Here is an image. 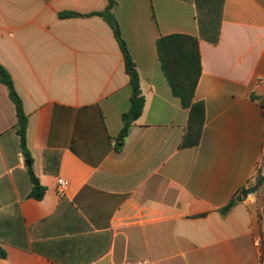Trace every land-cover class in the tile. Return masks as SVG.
Wrapping results in <instances>:
<instances>
[{"label":"crops","instance_id":"obj_1","mask_svg":"<svg viewBox=\"0 0 264 264\" xmlns=\"http://www.w3.org/2000/svg\"><path fill=\"white\" fill-rule=\"evenodd\" d=\"M115 1L145 99L120 146L132 88L114 32L98 16L61 17L102 12L108 0H0V64L45 189L30 196L16 107L0 83V264H264V183L242 194L259 164L264 175V0ZM220 6L213 43L199 12ZM173 34L200 42L195 101L206 118L190 148L189 110L157 53Z\"/></svg>","mask_w":264,"mask_h":264},{"label":"trees","instance_id":"obj_2","mask_svg":"<svg viewBox=\"0 0 264 264\" xmlns=\"http://www.w3.org/2000/svg\"><path fill=\"white\" fill-rule=\"evenodd\" d=\"M115 5V0H108L107 8L102 12L89 15L66 12L61 14V17L75 18L98 16L102 18L114 32L115 38L123 54L125 71L129 76L130 86L132 88L130 109L122 117L123 127L117 138V142L123 145L129 135L133 123L139 119L143 113L145 99L142 95L140 77L136 65L129 53L126 42L121 36L119 23L113 13ZM221 7L222 6H220V9L216 11L205 13L199 12V23L201 25V29L208 33L209 38L213 41V43H216L219 37V30L222 21ZM205 26H207V28ZM157 53L162 71L171 88L173 96L180 100L184 109L189 110L188 126L181 143V148L195 147L200 142L206 118L204 103L195 101L196 89L202 74L199 39L197 37L184 34L162 36L157 41ZM0 83L7 88L9 97L16 107L18 118L16 132L20 138L23 155L27 162H29L28 172L33 184L30 196L37 200H42L45 195V189L40 186L39 181L33 173V159L27 147L28 117L25 114L23 101L16 90L10 73L1 64ZM118 150H121V147H119ZM263 183L264 175H259L256 186L252 189L244 190L242 194L245 196L250 192H255ZM236 203V200L233 199L226 207L221 209L220 212L223 215L227 214L236 205ZM5 256V252L0 246V257L4 259Z\"/></svg>","mask_w":264,"mask_h":264},{"label":"built area","instance_id":"obj_3","mask_svg":"<svg viewBox=\"0 0 264 264\" xmlns=\"http://www.w3.org/2000/svg\"><path fill=\"white\" fill-rule=\"evenodd\" d=\"M260 168H261V165L259 164L258 170H257V174L251 180V182H249L248 189H252V188H254L256 186V182H257L258 176L262 175L261 172H260ZM58 185H59V194H63V189L66 187V182L64 180H59L58 181ZM90 264H97V263L93 262V263H90ZM122 264H151V263L148 262V261H133V262H125V263H122Z\"/></svg>","mask_w":264,"mask_h":264},{"label":"water","instance_id":"obj_4","mask_svg":"<svg viewBox=\"0 0 264 264\" xmlns=\"http://www.w3.org/2000/svg\"><path fill=\"white\" fill-rule=\"evenodd\" d=\"M121 144H119V146H120ZM27 164L29 165V162H27ZM241 198H239V200H240Z\"/></svg>","mask_w":264,"mask_h":264}]
</instances>
